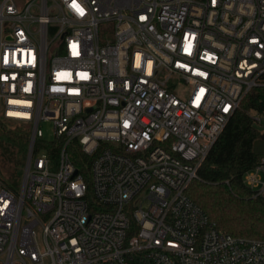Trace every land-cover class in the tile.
<instances>
[{
  "label": "built area",
  "instance_id": "obj_1",
  "mask_svg": "<svg viewBox=\"0 0 264 264\" xmlns=\"http://www.w3.org/2000/svg\"><path fill=\"white\" fill-rule=\"evenodd\" d=\"M263 85L264 0H0V118L31 131L0 264H264L188 195Z\"/></svg>",
  "mask_w": 264,
  "mask_h": 264
},
{
  "label": "trees",
  "instance_id": "obj_2",
  "mask_svg": "<svg viewBox=\"0 0 264 264\" xmlns=\"http://www.w3.org/2000/svg\"><path fill=\"white\" fill-rule=\"evenodd\" d=\"M258 114L264 120V85L253 88L242 100L188 188V195L220 229L249 239H264V197L253 196L244 183L245 173L262 156L254 151L255 142L264 133ZM5 121L0 118V130L19 150V144L30 138L29 130L19 124L17 129L8 128ZM19 158L15 153L14 164Z\"/></svg>",
  "mask_w": 264,
  "mask_h": 264
},
{
  "label": "rangeland",
  "instance_id": "obj_3",
  "mask_svg": "<svg viewBox=\"0 0 264 264\" xmlns=\"http://www.w3.org/2000/svg\"><path fill=\"white\" fill-rule=\"evenodd\" d=\"M8 128L17 129L18 124L14 122L5 121ZM261 125L264 124V120L259 122ZM23 128H27L26 126L21 125ZM41 129L44 132V138L47 141L54 140V133H53V123L50 121H44L40 125ZM261 127V126H260ZM20 128V127H19ZM261 128H264L262 126ZM29 134H31L30 129ZM10 140L8 137L1 132L0 130V178L4 181L9 182L15 190H20L23 183L25 167L28 160L29 155V148H30V138H28L25 142L20 143V149L10 144ZM20 154V162L14 164V154Z\"/></svg>",
  "mask_w": 264,
  "mask_h": 264
},
{
  "label": "water",
  "instance_id": "obj_4",
  "mask_svg": "<svg viewBox=\"0 0 264 264\" xmlns=\"http://www.w3.org/2000/svg\"><path fill=\"white\" fill-rule=\"evenodd\" d=\"M254 151L257 154H262L264 152V133L261 138L255 142Z\"/></svg>",
  "mask_w": 264,
  "mask_h": 264
},
{
  "label": "snow or ice",
  "instance_id": "obj_5",
  "mask_svg": "<svg viewBox=\"0 0 264 264\" xmlns=\"http://www.w3.org/2000/svg\"><path fill=\"white\" fill-rule=\"evenodd\" d=\"M73 7L81 14L83 15V9L80 8V6L78 4H76L75 2L73 3Z\"/></svg>",
  "mask_w": 264,
  "mask_h": 264
}]
</instances>
